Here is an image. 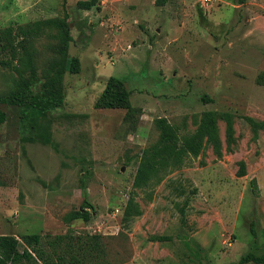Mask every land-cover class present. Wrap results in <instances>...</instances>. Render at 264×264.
<instances>
[{
	"label": "rangeland",
	"instance_id": "1",
	"mask_svg": "<svg viewBox=\"0 0 264 264\" xmlns=\"http://www.w3.org/2000/svg\"><path fill=\"white\" fill-rule=\"evenodd\" d=\"M77 1L0 0V29L67 22L65 53L80 61L77 73L63 75L62 104L38 119L0 104V234L100 233L112 264H233L248 252L264 255V127L245 119L264 122V0H109L122 11L118 23L97 9L84 15ZM142 5L148 19L138 14ZM60 32L45 27L33 41L34 76L0 55V95L23 82L41 93L64 55ZM110 76L124 81L139 111L94 107ZM206 110L232 113L233 141L218 118L220 155L207 145L160 182L135 188L139 155L159 139L155 119L184 135ZM130 195L140 214L126 220ZM84 200L91 219H67Z\"/></svg>",
	"mask_w": 264,
	"mask_h": 264
},
{
	"label": "trees",
	"instance_id": "2",
	"mask_svg": "<svg viewBox=\"0 0 264 264\" xmlns=\"http://www.w3.org/2000/svg\"><path fill=\"white\" fill-rule=\"evenodd\" d=\"M96 2L97 0H79L77 6L89 9ZM67 24V22L53 17L0 29V55L6 51L10 55V58L4 63L9 66L12 60H18L31 70L33 76L35 75L32 63L33 41L44 31L45 27L55 26L62 30L60 35L64 40V46L61 51L64 55L58 65H55L54 72L43 83L41 93H34L30 85L23 82V85L16 91L0 95V104L18 105L21 108V119L30 115H34L38 119L47 110L60 106L63 102L64 73L67 68L70 73H77L80 69L79 59L71 57L68 60V55L66 56L65 53L67 43L71 40ZM130 93L123 80L110 76L96 98L94 107L97 109H124L126 110L125 115L139 111V107L131 105ZM205 100L208 99L205 98ZM218 118L225 120L226 138L228 143L232 142L234 139L233 115L230 112L203 111L195 130L184 135H179L178 127L172 125L165 117L156 118L155 124L159 130V139L139 155L133 186L143 188L160 182L167 172L180 168L188 158L199 156L207 145H211L213 152L220 155L221 140L217 127ZM4 119L5 114L0 111V122ZM245 119L254 130L264 127V122L256 121L249 116H245ZM245 174V164L240 161L237 176ZM251 184L252 188L256 190L257 184L254 179L251 180ZM86 204L88 203L84 200V204L79 210L70 212L67 219L81 218L88 222L91 219L92 211L86 209ZM180 210L184 214V208ZM139 214V206L130 195L124 208L123 218L127 220L131 216ZM104 238L105 235L100 233H74L71 230L63 234L24 233L19 236L0 234V264H112L106 258ZM170 239L169 235L150 236L152 241L165 242ZM20 244H22V249L19 248ZM248 263L264 264V255L248 252L233 264Z\"/></svg>",
	"mask_w": 264,
	"mask_h": 264
},
{
	"label": "crops",
	"instance_id": "3",
	"mask_svg": "<svg viewBox=\"0 0 264 264\" xmlns=\"http://www.w3.org/2000/svg\"><path fill=\"white\" fill-rule=\"evenodd\" d=\"M84 1H87V0H84ZM143 1L144 0H140V2H142V3H143ZM77 2H76V5H77ZM122 2H120V3H122ZM137 7H138V4H136V7H130L129 11L130 12H134L137 9ZM140 7H141V5H140ZM142 7H144V9L142 10L143 12L142 13H138V14L139 15L143 14V15L140 16V18L142 16H145L144 19H148L147 13H149V12H147L145 10V8H147V6L142 5ZM78 8L84 10L83 11L84 15L87 14V13H90L91 9H97V10H99L96 13L97 16L102 14V15L107 16L108 18H110L109 20H112L114 22L116 21V23H118L117 21H118L119 13L122 12L121 10H119V8L115 4L109 3V0H97L96 4L94 6H92L91 8H89V9H85V8H81V7H78ZM137 18H139V17H137ZM137 18L134 17V18H132V20H137ZM90 23H93V21H90Z\"/></svg>",
	"mask_w": 264,
	"mask_h": 264
}]
</instances>
